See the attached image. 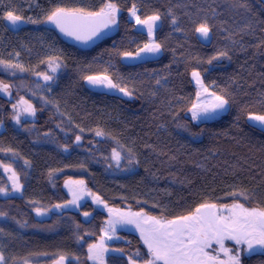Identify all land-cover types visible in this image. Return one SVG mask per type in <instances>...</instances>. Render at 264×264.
<instances>
[{
    "label": "trees",
    "instance_id": "obj_1",
    "mask_svg": "<svg viewBox=\"0 0 264 264\" xmlns=\"http://www.w3.org/2000/svg\"><path fill=\"white\" fill-rule=\"evenodd\" d=\"M107 2L20 0L19 13L44 20L57 5L99 11ZM110 2L120 11L110 36L90 47H78L44 23H30L42 41L25 43L24 74L0 65V82L19 90L31 75L53 77L47 102L32 100L37 111L34 121L16 125L11 103L0 92V123L5 124L0 163L10 165L22 185L19 194L0 197V212L7 214L0 217L5 264L25 260L52 264L60 255L66 256V264H89L88 246L100 238L107 217L89 203L80 211L51 213L55 205L68 202L63 190L68 179L83 180L112 207L163 219L186 215L204 202L231 204L233 191H247L246 206L264 207V130L247 120L248 112L264 114V23H260L264 0H242L250 11L233 7V0ZM133 4L141 19L160 14L155 41L162 44V54L127 64L122 54L135 53L148 42L128 18ZM204 20L211 31L202 40L195 28ZM7 39L6 45L11 43ZM221 51L228 56L208 63ZM50 60L60 65L55 72ZM194 70L200 72L205 87L230 100L218 119L198 122L189 117L197 92ZM89 75H108L126 85L132 98L87 87ZM97 130L104 135L96 136ZM113 148L121 154L119 167L112 159ZM37 208L49 216H37ZM84 212L91 217L84 218ZM119 236L124 241L111 247L123 256L111 255L107 264H129V257L143 263L149 258L137 235L121 232ZM242 264H264V254L243 257Z\"/></svg>",
    "mask_w": 264,
    "mask_h": 264
},
{
    "label": "snow or ice",
    "instance_id": "obj_2",
    "mask_svg": "<svg viewBox=\"0 0 264 264\" xmlns=\"http://www.w3.org/2000/svg\"><path fill=\"white\" fill-rule=\"evenodd\" d=\"M233 7L250 11L249 5L246 2H242V0H233ZM212 11L215 12V9ZM117 12V5L109 0L99 11L56 6L46 14L44 20H37L18 14L16 9H10L0 14V20L6 21L13 29L23 23H51L65 35L87 42L98 37L103 29L115 25L117 23ZM130 14L135 18L137 25L146 26L149 41L144 43L143 47L139 48L135 54L126 51L122 55L127 59H140L142 54L159 53L162 44L156 42L152 37L157 21L161 19L160 14L149 15L141 19L140 15L137 14L135 4L130 9ZM169 14H171V10ZM176 23L177 20L173 16L172 24L175 25ZM260 23H264V21H260ZM248 27H251V24ZM210 31L211 27L207 20H204L195 28V32L199 33L203 39L209 38ZM233 43H236V41H233ZM227 56V52L221 51L217 56L209 59L208 63L219 57ZM228 58L230 59V57ZM0 65H3L5 69H19L22 72L26 70L20 64H12L3 60H0ZM49 67L52 72H55L60 65L50 60ZM39 75H42L45 81L53 79L47 73H40ZM191 75L200 88V91L196 93V102L189 109L192 119L208 120L214 118L220 112L226 111L227 106L230 104L229 98L225 95L209 92L201 80L200 72L194 70ZM86 79L92 85H103L108 89H115L126 96L131 95L126 85L114 82L108 75H89ZM157 83L159 84L160 81L157 80ZM8 89L9 85H0V91L7 92ZM19 105L23 107L13 117L17 124L20 123V117L24 113L29 116H35L36 109L28 101L21 98ZM13 108H18V105H13ZM247 120L254 122V127L259 126L261 130H264V114L248 112ZM95 134L96 136L104 135L99 130ZM75 140L79 142L81 136L77 135ZM0 151H3V149H0ZM112 159L117 162V167H119L121 154L115 148L112 149ZM28 163V161H25V164ZM128 163L131 164L132 160L129 159ZM0 166L4 168L5 172H11L9 179L12 181V188L15 191H20L22 185L17 173L12 170L10 165L4 164ZM65 184L69 187L73 198L65 204H57L55 207L57 209H63L69 205L79 207L78 201L85 194L84 181L70 180L66 181ZM71 185L78 187L74 189ZM0 193L8 195L7 190L2 187H0ZM87 195H92V193L89 192ZM230 195L233 197L231 204L204 202L196 207L194 211L172 219L150 216L143 211L121 212L119 209L108 208L109 214L114 217L108 221V231L114 233L118 224L134 225L139 230L141 239L147 247L149 258L144 260L143 264H242V253L249 255L264 254V207L246 206L250 200L247 191H233ZM93 199L97 204L104 203L99 196H94ZM241 200L244 202H241ZM35 211L37 216L45 214L44 210L40 208L35 209ZM6 215V213L0 212V217H5ZM83 215L88 217L90 213L84 212ZM17 223L19 224L20 222L17 221ZM24 226L25 224H20V227ZM108 231L105 232V235L108 239H111ZM0 233H4L3 228H0ZM8 234L10 235V233ZM226 241H231L233 246L227 247ZM214 245L217 247L214 248ZM105 251L107 249L104 247V237H101L99 244H90L88 246V259L99 261V264H103V253ZM221 254L223 258H221ZM139 255V252H137L136 256L139 257ZM65 260L66 256L60 255L55 264H65ZM0 264H5V257L2 252H0ZM24 264H27L26 260ZM129 264H136V260L129 257Z\"/></svg>",
    "mask_w": 264,
    "mask_h": 264
},
{
    "label": "rangeland",
    "instance_id": "obj_3",
    "mask_svg": "<svg viewBox=\"0 0 264 264\" xmlns=\"http://www.w3.org/2000/svg\"><path fill=\"white\" fill-rule=\"evenodd\" d=\"M18 5H19V8L21 10V3H20V1H19ZM12 7H13V5L11 6L9 3H7V5H5V7H4V11L6 9H12ZM119 14H120V11L118 9V12L116 14L117 23H118ZM137 14H138V9H137ZM128 18H129L130 21H132L134 23L135 28L138 31H141V32L145 33L148 36L146 26L137 25L136 22H135V18L131 16L130 11L128 13ZM117 23L115 24V27H116ZM43 25H45L46 29H50V30L54 29L56 31L58 29V28L55 27V25H53L51 23H44ZM159 26H160V20L157 21V25L154 28L153 37H152L154 40H155V32H156V30H157V28ZM27 32H28V30L21 31L22 37L23 38L27 37L25 39V41H22L21 39H18L16 36H13V35H9L8 36V35H4L3 33H0V60L6 61V62H10L12 64H20V65H22L24 67V62L22 60V55L24 56V52H25L24 50H25V47H26L25 43L31 45L33 42L42 41L41 39L36 38L37 37L36 35L32 36L33 35L32 34L33 32L31 33V36H30V34L27 35ZM7 37H12V38H10V39L8 38L7 39ZM5 39H7V42H11V43L8 44V45H6V43L4 42ZM11 39H13V40L11 41ZM201 39L202 40H205L203 38H201ZM148 41H149V37H148ZM133 54H135V53H133ZM161 54H162V51H160L157 54H147V55H143L142 54V57L140 59H127L124 56H122V61L124 63H127V64L140 63L142 61H146V60H151V59L158 58V57L161 56ZM23 74H24V71L22 72V71L19 70L18 75H23ZM200 77H201V75H200ZM201 80H202V77H201ZM25 81H26V83L24 85H22V87H21L20 90L16 86L9 85V89H8L7 92L0 91L1 94H2V96L5 97V98H7L10 101V103H11V105H10V108H11L10 116H11V120L16 125H18V124L13 119V117L15 116L16 112L18 110H20V108L23 107L22 105H19V101L21 100V98H23L24 100L28 101V103L31 104L34 108H35V106H34V103L32 101L33 99L36 100V99L41 98L45 102H47L46 92L48 90V87L47 86L50 83L49 81H45L43 79V76L42 75H31L30 76V81L28 79H26ZM192 81L194 82V84H195V86L197 88V92L200 91V88L196 84V81H195V79L193 77H192ZM2 84H5V83H1L0 82V85H2ZM17 91H21V94H17V96H15L14 93L17 92ZM103 91L104 92H107V93H113V94L120 95L121 97L126 98V99H131L132 98L131 95L126 96L123 93H121V92H119V91H117L115 89H108V88H106L104 86H103ZM208 91L209 92H212V90L209 89V88H208ZM194 102H196V99H195ZM13 105H18V108L14 109L13 108ZM188 114H189V117L192 119V114H191L190 111H189ZM222 114H223V112H220L218 115H216L212 119H208V120H202V119H200V120H194V121H198V122H202V121L203 122L204 121H213L215 119H218ZM36 116H37V111L35 113V116H29L27 113H24L20 117V123L21 122H25V121H34L36 119ZM249 123H251L253 125L254 122L249 121ZM256 127L260 128L259 126H256ZM4 130H5V124L2 122V123H0V133L3 132ZM0 165H4V164H1L0 163ZM12 170H13V168H12ZM0 173H1L0 187L5 188L7 190V192H8V195H4V194L0 193V197H12V196H15V195L19 194L20 191H21V189H22V187H21L20 191L13 190V188H12V181L9 179V177L11 176V172H5L4 171V168L2 166H0ZM70 180L71 181H79V180H75V179H68L66 181H70ZM19 181H20V179H19ZM71 187L74 188V189H76L78 186L71 185ZM83 188H84L85 194L78 201L79 207L74 206V205H69L68 207L63 208V209H57L56 207H54L52 209L51 213L52 212H61V211H64V210L80 211L81 208L85 204H88V203L90 205H92L93 208L96 209L97 211H100V212L104 213L107 218L104 221V225H103V228H102V232H101L100 238L98 239V241L96 243H94V244H99L100 243V240H101V237H104V247L107 249V251H105L103 253V264H107V258L109 256H111V255L123 256V253H122L121 250L111 247V244L112 243L124 241L122 239V237L119 236V233H121V232L133 233V234L137 235L140 238L141 242L143 243V240L141 239V236H140V232H139V230L136 229V227L134 225H119L118 224V225H116V230H115L114 233L108 231V221L114 218L112 215L109 214L108 208L119 209L121 212H141V211H135V210H131V209H122V208L112 207V206L108 205L107 203H105L102 199L101 200L104 203L103 204H97V203L94 202V199H93V197L94 196H97V195H95L94 193H92L88 189V187H87V185H86L85 182H84ZM63 190L65 191V193L69 197V200L68 201L72 200V198H73L72 197V193L69 191V187L66 186L65 183H64V186H63ZM89 192L92 193V195H87V193H89ZM105 205H107V207H105ZM44 213L45 214L44 215H41V217L47 218L49 216V214L46 213V212H44ZM144 213H146V212H144ZM147 215H149V214H147ZM82 216L84 218H86L83 214H82ZM88 217L90 218L91 217V214ZM106 231H108V235L111 236V239H108L107 236L105 235V232ZM225 244H226L227 247H232L233 246V243L231 241H226ZM213 247L215 248L217 246L214 245ZM146 249H147V247H146ZM247 256H250V255L249 254L242 253L241 254V261H242L243 257H247ZM221 258H223L222 254H221ZM87 259H88V256H87ZM88 262H89V264H99V261H93V260H90V259H88ZM128 262H129V260H128ZM52 264H55V262L52 263ZM136 264H143V263H136Z\"/></svg>",
    "mask_w": 264,
    "mask_h": 264
},
{
    "label": "flooded vegetation",
    "instance_id": "obj_4",
    "mask_svg": "<svg viewBox=\"0 0 264 264\" xmlns=\"http://www.w3.org/2000/svg\"><path fill=\"white\" fill-rule=\"evenodd\" d=\"M20 0H0V14L3 13L4 11V7L5 5H7V3H9L11 6L13 5L12 9H16L18 10V14H20V8H19V3ZM4 5V6H3ZM7 10H10V9H6ZM112 26V29H113V32L115 31V25H111ZM26 31L28 30L27 32V35L30 34L31 36V33L33 34L32 36H34V30L30 28L29 26V23H26V25L22 28H18V29H13L12 27H10L6 21H3V20H0V33H3L4 35H13V36H16L18 39H21L22 38V34H21V31ZM32 30V31H31ZM57 32L59 33L60 37L70 43L67 39H65L61 33H60V30L57 29ZM112 33H107L106 30H102L100 35L98 37H95L93 38L92 40H89L87 42H84V41H81L79 45H75V46H78V47H90L92 46L93 44L97 43L100 39L104 38V37H108L110 36Z\"/></svg>",
    "mask_w": 264,
    "mask_h": 264
},
{
    "label": "water",
    "instance_id": "obj_5",
    "mask_svg": "<svg viewBox=\"0 0 264 264\" xmlns=\"http://www.w3.org/2000/svg\"><path fill=\"white\" fill-rule=\"evenodd\" d=\"M25 25H26V23H23V24L19 25V26H18L17 28H15V29L22 28V27H24ZM9 26H10V25H9ZM10 27H12V26H10ZM104 30H106L108 34H109V33H113L112 26H110L109 28H106V29H104ZM60 33H61V35H62L65 39H67V40L70 42L71 45H79L80 42H81L80 40H76L74 37L67 36V35H65V34L62 33V32H60ZM85 84H86L87 87H89V88H91V89H93V90H101V89L103 88V85H92V84H90L87 80L85 81Z\"/></svg>",
    "mask_w": 264,
    "mask_h": 264
}]
</instances>
